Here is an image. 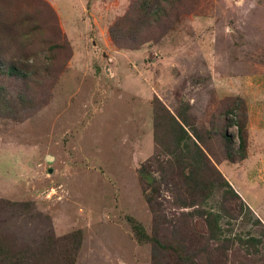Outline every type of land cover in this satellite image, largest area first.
Instances as JSON below:
<instances>
[{"label": "rangeland", "instance_id": "1", "mask_svg": "<svg viewBox=\"0 0 264 264\" xmlns=\"http://www.w3.org/2000/svg\"><path fill=\"white\" fill-rule=\"evenodd\" d=\"M159 1L161 13L155 5L138 22L139 0H0V70L21 72L0 74L1 254L36 257L50 232L81 231L74 264H151L150 244L136 242L127 217L166 240L184 225L185 247L207 249L206 225L189 213L224 206L232 215L221 222L224 238L262 241L258 253L235 244L229 264H264V0ZM118 25L136 40L116 41ZM155 98L172 114L188 110L242 213L238 199L221 207L220 188L181 206L180 177L163 180L170 158L155 133ZM230 108L245 122L243 160L237 129L226 128ZM144 168L159 186L158 221Z\"/></svg>", "mask_w": 264, "mask_h": 264}, {"label": "trees", "instance_id": "2", "mask_svg": "<svg viewBox=\"0 0 264 264\" xmlns=\"http://www.w3.org/2000/svg\"><path fill=\"white\" fill-rule=\"evenodd\" d=\"M137 5L138 13L135 14V20L141 21L148 18L146 15L147 10H150L155 5H159V0H139ZM166 1V0H165ZM161 6L155 8V13H161ZM152 20H155L152 19ZM143 23V22H142ZM111 36L114 35L116 41L119 34L122 36H131L133 40L136 38L123 33L120 25L113 27L110 31ZM0 74L7 76L20 77L16 66H6L4 70H0ZM22 77V75H21ZM4 104V102H3ZM151 104L154 106V129L155 133H163L161 144H164V152L170 158L168 163L169 173L165 176L164 181L174 182L176 177H180L183 187L176 188L177 195L181 206L185 208H194L199 205L200 200L202 202L207 201L214 191L220 188L223 191L226 201L230 199H238L240 204L241 213L244 211L245 204H243L239 196L230 189L231 187L224 179L220 170H217L208 165L209 160L205 153L204 139L195 128V126L188 123L187 111H177L172 114L171 111L158 99H153ZM7 107V104L4 108ZM186 113V115H185ZM234 113V117L232 114ZM236 109L230 108L226 111L227 116H231L226 121V128L235 127L238 132L239 148L238 158L241 160L246 158V141L244 138L245 122L237 119ZM215 131L209 129L207 136H215ZM221 139H224V149L226 152L225 159L233 160L231 156L230 139L226 133L218 135ZM192 147L193 149H190ZM192 150V151H191ZM193 156H190V154ZM173 157V159H172ZM145 169V168H144ZM146 171V172H145ZM207 175V176H206ZM140 178L143 180V195L146 200L147 207L152 213L153 218L158 221L162 215L158 213L157 209V197L159 194V186L156 185L155 180L151 177L150 171L142 170L139 173ZM27 204V203H25ZM200 217L206 225L208 232V248L201 249L195 244L190 245L191 240L187 241V248L183 241V235L185 233L184 225H178L176 233L168 240L160 238L157 229L153 233L148 234L143 225L131 217H127L128 222L131 224L133 236L139 245L150 244L151 246V264H229L228 255L226 252L233 248L238 242L240 245H246L247 253H258L259 246L262 241L260 239L248 238H224V228L221 222L224 218H230L232 215L223 206L219 211L212 212L210 210H201L198 207L194 208L189 217ZM51 238L44 244V249L41 253H34L36 257H31L29 254L21 255L20 253L8 256L1 254L3 250L0 240V264H74L76 253L79 251L82 243L81 231H76L64 236L61 239H55L50 232ZM211 242L215 244L211 246ZM227 245L224 248V245ZM189 246V247H188ZM211 246V248H210ZM190 248V249H189ZM222 250V252L217 249ZM253 249L252 251H250ZM170 256V258H169ZM199 259L196 262V260Z\"/></svg>", "mask_w": 264, "mask_h": 264}, {"label": "water", "instance_id": "3", "mask_svg": "<svg viewBox=\"0 0 264 264\" xmlns=\"http://www.w3.org/2000/svg\"><path fill=\"white\" fill-rule=\"evenodd\" d=\"M104 59H107V55L103 54V57ZM108 60V59H107ZM47 163H50L51 161H53V158L51 156H48L47 159H46ZM51 172V170H49Z\"/></svg>", "mask_w": 264, "mask_h": 264}, {"label": "clouds", "instance_id": "4", "mask_svg": "<svg viewBox=\"0 0 264 264\" xmlns=\"http://www.w3.org/2000/svg\"><path fill=\"white\" fill-rule=\"evenodd\" d=\"M240 3H243V0H239Z\"/></svg>", "mask_w": 264, "mask_h": 264}]
</instances>
